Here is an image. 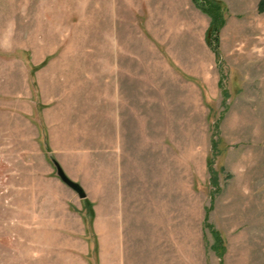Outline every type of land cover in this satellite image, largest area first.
Masks as SVG:
<instances>
[{"label": "rangeland", "instance_id": "1", "mask_svg": "<svg viewBox=\"0 0 264 264\" xmlns=\"http://www.w3.org/2000/svg\"><path fill=\"white\" fill-rule=\"evenodd\" d=\"M260 1L0 0V264H264Z\"/></svg>", "mask_w": 264, "mask_h": 264}, {"label": "trees", "instance_id": "2", "mask_svg": "<svg viewBox=\"0 0 264 264\" xmlns=\"http://www.w3.org/2000/svg\"><path fill=\"white\" fill-rule=\"evenodd\" d=\"M193 3L198 7L201 8L209 17H210V26L206 32V39L215 51L216 56L220 57V50H219V43H220V36L219 32L221 28L224 26V19H223V8L220 6L219 0H193ZM260 11H264V0H261L259 3ZM223 80V79H221ZM208 165L211 169L212 167V159L209 160ZM86 200V199H85ZM95 213L91 209V217H94ZM206 225L208 226V222L205 220ZM219 239L220 235H218V231H216L215 236ZM222 240V237H221Z\"/></svg>", "mask_w": 264, "mask_h": 264}, {"label": "water", "instance_id": "3", "mask_svg": "<svg viewBox=\"0 0 264 264\" xmlns=\"http://www.w3.org/2000/svg\"><path fill=\"white\" fill-rule=\"evenodd\" d=\"M57 169H58V174L60 176V178L62 179V181L64 183H66L70 188H73L79 195V197H81L82 199H86L87 198V194L84 190V188L82 187V185L76 181H74L73 179H71L65 172V170L61 167V165L57 164Z\"/></svg>", "mask_w": 264, "mask_h": 264}, {"label": "crops", "instance_id": "4", "mask_svg": "<svg viewBox=\"0 0 264 264\" xmlns=\"http://www.w3.org/2000/svg\"><path fill=\"white\" fill-rule=\"evenodd\" d=\"M192 2H193V0H192ZM130 202H133V200H132V199H130L129 203H130Z\"/></svg>", "mask_w": 264, "mask_h": 264}]
</instances>
